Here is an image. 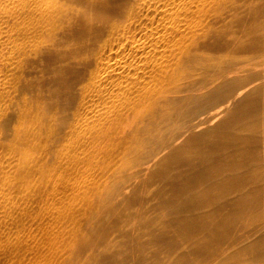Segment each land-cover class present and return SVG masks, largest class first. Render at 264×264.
<instances>
[{
  "label": "bare ground",
  "instance_id": "6f19581e",
  "mask_svg": "<svg viewBox=\"0 0 264 264\" xmlns=\"http://www.w3.org/2000/svg\"><path fill=\"white\" fill-rule=\"evenodd\" d=\"M260 53L264 0H0V264H264V77L244 76ZM50 58L61 61L43 71L51 81L68 62L84 69L71 115L34 92L36 65ZM216 65L236 81L221 72L212 87ZM82 136L106 153L74 185L69 176L57 203L56 175L80 157ZM196 165L197 175L168 176ZM153 187L152 206L179 187L202 222L173 239H57L60 220L73 233L85 207L122 202L134 218L137 192Z\"/></svg>",
  "mask_w": 264,
  "mask_h": 264
},
{
  "label": "rangeland",
  "instance_id": "374dc122",
  "mask_svg": "<svg viewBox=\"0 0 264 264\" xmlns=\"http://www.w3.org/2000/svg\"><path fill=\"white\" fill-rule=\"evenodd\" d=\"M262 56V57H261ZM264 55H262V53H260L259 54V57H258V59H257V62L256 61H254V62H256V64L254 63V66H252L254 69L252 70V67L250 68V69H248V70H246L245 72H244V76H245V79H250V78H252V77H254V78H263L264 77ZM262 59H263V61H262ZM258 60L260 61V62H258ZM61 61L60 60H57V59H55V60H52L51 58H50V60H46V61H42V60H39L38 61V63H37V65H36V70H37V73H38V79H37V83H36V85H35V90H34V92H35V94H36V92H37V94L36 95H38V99H39V101H40V104L42 103V102H46L47 104H49V105H51V106H54V107H56V108H60V110H62L63 112H66L67 114H69V115H71V113L73 114L74 113V111L76 110V108H77V106H78V100H79V91H78V89L81 87V83H83V81H84V79L86 78V77H84V76H82V74H81V72L80 73H78V70L77 69H79V71L81 70H84L83 69V67H82V65H77V64H74V62L73 61H71V62H68V68H67V72H66V74H61V76H57L56 77V80H54V81H51V80H48V78L47 77H45L44 76V72L43 71H45V70H47V69H50L49 67L50 66H52V65H54V64H57V63H60ZM74 64V65H73ZM79 66V67H78ZM262 66V67H261ZM257 67V68H256ZM215 68H217V69H215ZM260 68H261V70H260ZM211 69H215L216 70V72L217 73H215V75L212 77L211 76V74L210 75H208V73H207V75L208 76H210L211 78H212V80H213V86L212 87H216V86H218V84H219V82L220 81H217V80H219V79H221V78H223L222 76L223 75H226V76H224V77H226V79L229 81V82H231V83H233L234 81H236L235 80V78H236V76L235 75H233L232 73H229V74H225V73H223V70H222V67L220 68V65H216L215 67H211ZM75 70V71H74ZM258 70V71H257ZM70 71H72L71 73H70ZM218 71H220V72H218ZM260 71V72H259ZM69 72V73H68ZM74 72H75V74H74ZM221 72H222V76H216V75H221ZM262 72V73H261ZM77 73L79 74V75H77ZM259 73V74H258ZM68 74H70V75H68ZM228 75V76H227ZM74 77V78H73ZM84 77V78H83ZM218 77V78H217ZM221 77V78H220ZM228 77V78H227ZM69 78H71V79H69ZM216 78V79H215ZM60 79V80H59ZM80 79H82V80H80ZM70 81V82H69ZM77 81V82H76ZM78 81H80L79 83H78ZM217 82V83H216ZM70 83H72V84H70ZM76 84H77V86H76ZM215 84V85H214ZM72 85V86H71ZM67 86H69L68 87V89L66 88ZM76 86V87H75ZM47 89H46V88ZM71 87V88H70ZM73 87V88H72ZM46 89V90H45ZM71 91V92H69V91ZM76 90V91H75ZM57 91H59V92H57ZM47 92V93H46ZM57 92V93H56ZM75 92H77V94L75 93ZM48 94V95H47ZM183 94V95H182ZM69 95V96H68ZM181 95V96H180ZM187 95H189L188 93H181V94H179V97H181V98H185ZM73 96V97H72ZM62 99H63V101H62ZM72 102V103H71ZM188 103V102H187ZM187 103L186 102H184L183 104L185 105H187ZM122 125V126H121ZM119 126V127H118ZM123 126H126V127H123ZM121 127H123V131H122V128ZM116 128V129H115ZM124 128H127L126 130H124ZM114 130H115V132H117V134H118V137L120 138V136L121 137H123V136H125V137H128V135H129V131H128V127H127V125H123V124H118V125H116L115 127H114ZM121 131V132H120ZM123 132V133H122ZM121 134V135H120ZM82 138H83V136L82 137H79V138H77L78 140H82ZM77 140V141H78ZM83 140H88V138H87V136H84V138H83ZM90 140H92V138L90 137L89 138V140L87 141V142H85V143H82V145H81V143H80V148L79 149H82V151L81 150H79L78 152H80V153H78L79 155H80V157H77L75 160H74V162H72L73 164H72V166L74 165V163L76 164H78V165H76V166H78V167H76L75 165H74V168H71L72 166H70V168L69 167H65L66 169H64V170H60L59 171V173H57V178H55V181H56V192H55V194H53V197H52V199L55 201V202H59V203H62V202H65L66 200H65V194H66V192H67V195L69 194V192H71V189H72V185H71V183L74 185L76 182H77V180H76V178L75 177H77V179H78V176H76V175H80V174H82V173H88L89 171H93L94 169H92V167L94 168L95 166H94V164L92 163V165H91V161L90 160H99L100 158H98V156L99 157H101V160L100 161H102V158H103V156L105 155V150L104 149H100L99 147H98V144L96 143V144H94L95 142H94V139L92 140V141H90ZM90 145H91V147H90ZM93 145H95V147L93 146ZM84 146H86V148L84 147ZM84 147V148H83ZM88 147H90V148H88ZM67 151H69V152H71L72 151V148L70 149H67ZM86 151V153H84ZM87 151H90L89 153L87 152ZM97 151V152H96ZM94 152V153H93ZM99 152V153H98ZM115 152H117V151H115ZM114 152V153H115ZM100 153H101V155H100ZM93 154V155H92ZM96 154V155H95ZM78 155V156H79ZM84 155V156H83ZM92 155V156H91ZM98 155V156H97ZM81 156L83 157L82 158V160H81ZM91 156V157H90ZM88 157V158H87ZM90 157V158H89ZM97 157V159H94V158H96ZM88 159H90V160H88ZM115 159V158H114ZM85 162V163H84ZM84 164V166H83V164ZM90 163V164H89ZM87 164V165H86ZM89 164V165H88ZM104 164L102 163V166H101V168L103 169H101V173H106L107 172V170L109 169V167H110V165H107L106 163H105V165L106 166H103ZM83 166V167H82ZM85 167H87L88 168V170L86 169L85 170ZM105 169H104V168ZM75 168H78V170L76 171H74V169ZM197 168V169H196ZM193 170H190V171H188L189 169H187V167L186 168H183V169H178V170H175V171H173V172H170V173H168V176L170 177V176H172L171 178H175L176 179V177H179L180 175H197L198 173H200V171H201V169H200V167L199 166H195L194 168H192ZM182 170H185V171H183V173H181V171ZM67 172V173H65V172ZM81 171V172H80ZM188 171V172H187ZM179 172V173H178ZM63 173V174H62ZM71 173H73V174H75V175H73V174H71ZM67 174V175H66ZM229 174V173H228ZM227 173H225V175L223 174V176H226V175H228ZM72 175V176H71ZM69 176H71V178H69ZM58 177L61 179H58ZM65 177L67 178V179H65ZM68 178H69V180L71 181V183H70V181H68ZM73 178H74V181H73ZM67 180V181H66ZM58 181V182H57ZM74 183H73V182ZM66 182L68 183L69 182V184H70V186L71 187H69V185L68 184H66ZM60 183V184H59ZM65 184V185H64ZM65 186V187H64ZM68 186V187H67ZM63 187L64 188H66V189H63ZM176 187V186H175ZM178 188V190H179V187H177ZM177 188H175V190L177 191ZM60 189V190H59ZM65 190V191H64ZM66 190H68V191H66ZM175 190H173V188H169V190H168V187H166L165 189H163V190H160L161 191V194H162V191H163V193L165 194L164 196H163V198H169L170 199V201H172V202H170V201H168L167 203H164L165 205H166V207H164L165 205H161V207H159V206H152L151 204H152V201L151 202H149L150 200L149 199H151V196L153 195V192L155 191V188L153 187V188H151V189H149V190H146V191H139V193L137 192V195H136V198L139 200V203H137V205H135V207H133V216H134V218L132 217V218H128L126 215H128V213H129V211H128V209L126 208V206L124 205V204H122V202H118L117 203V205H118V207L119 206H121L119 209L117 208V205H116V203H114V204H112L113 203V201H111L110 203H109V205L108 204H99V205H97L98 206V209H97V207L94 209V211H92V213H91V211H90V209L89 208H87V207H85L83 210H81V214H82V217H81V220L79 219V220H77L76 221V229H75V231H73V233L71 232V233H67V222H66V220H60V223H59V229L60 230H56V234H57V239H58V237H59V239H62V237H63V239H71V237H72V239H103V238H106V239H151V238H153L154 237V239H157V238H159V239H173V237H174V232L172 231L173 229L174 230H176L178 227H180L181 225H187V224H190L191 222H202V220L199 218V216L197 215V214H194L193 212L194 211H189V209L188 210H186V209H184V208H187L185 205H180V203H181V201H179V196H177L178 198H176L175 197V195H174V192H176ZM165 191H166V193H165ZM172 191H173V193H172ZM61 192V193H60ZM64 192V193H63ZM142 193V194H141ZM173 194V195H171L170 196V194ZM61 194V195H60ZM139 194V195H138ZM188 197L190 196V193H187L186 194ZM57 196V197H56ZM175 197V198H174ZM62 198V199H61ZM145 198V199H144ZM173 198V199H172ZM236 198V196L234 197V195H231V196H229V197H227V199H225V200H227V201H223V203H221L219 206H221V207H223V208H226V209H229L230 208V206L228 207V205H229V202L231 201V200H234ZM60 201H59V200ZM168 199V200H169ZM174 199H175V201L178 199V202H176L175 204H174ZM56 200H58V201H56ZM168 204V205H167ZM180 206H179V205ZM139 205V206H138ZM170 205H172V206H170ZM175 205V206H174ZM111 206V207H110ZM116 206V207H115ZM122 206H123V208L125 209H121L122 208ZM140 206H141V208H140ZM177 206V207H176ZM179 206V207H178ZM182 206V207H181ZM109 207V208H108ZM113 207V208H112ZM149 207V208H148ZM172 207V208H171ZM137 208V209H136ZM139 208V209H138ZM147 208L148 209H150V210H147ZM181 208L183 209V210H181ZM109 209H111V210H113V211H111V213L112 214H110L109 212L107 213V210L109 211ZM116 209V210H115ZM119 211H118V210ZM141 209V210H140ZM145 209H146V211H145ZM158 209H160V210H158ZM97 210V211H96ZM103 210V211H102ZM136 210H138V211H140V212H138V211H136ZM183 211V212H180V211ZM99 211V212H98ZM102 211V212H101ZM114 211H116V212H114ZM118 211V212H117ZM120 211H122V212H120ZM144 211V212H143ZM175 211V212H174ZM176 211H177V213H176ZM187 211V212H186ZM84 212V213H83ZM105 212V213H104ZM119 212L121 213V214H119ZM124 212V213H123ZM147 212H149V213H147ZM151 212V213H150ZM171 213V215H170V213ZM180 214H179V213ZM186 212V213H185ZM206 212H208V210L207 209H204V210H201V213H206ZM99 213V214H98ZM117 213H118V215H117ZM143 213H144V215H143ZM146 213V214H145ZM103 214H105L104 216H103ZM136 214H138V215H136ZM140 214V215H139ZM89 215H92V220H90V224H88L87 225V227H86V223L88 222L86 219H84V217L85 216H89ZM110 215H112V217H114V220H113V218H111V216ZM123 215V216H122ZM159 215H161L162 216V219L160 220V221H158V220H156V218L159 216ZM101 216H103L102 218H101ZM110 216V217H109ZM198 216V217H197ZM202 216V215H201ZM116 217H117V219H116ZM122 217V218H121ZM178 217V218H177ZM189 217V218H188ZM100 218L103 220V222H104V224L102 223V224H99L100 222H102L101 220H100ZM138 220H137V219ZM143 218V219H142ZM176 218V219H175ZM147 219H149V221L147 220ZM173 219V220H172ZM111 220H112V222H111ZM115 220H116V222H115ZM145 220V221H144ZM177 220H179V221H177ZM201 220V221H200ZM62 221V222H61ZM108 221V222H107ZM109 221H110V223H109ZM127 221H128V223H127ZM148 223H147V222ZM166 221V222H165ZM181 221V222H180ZM115 222V223H114ZM121 222H124L123 224L121 223ZM134 222V223H133ZM211 222H214V223H220V222H222V220H220V218H216V217H214V219H212V221ZM113 223L116 225H118L117 227H115L114 225H113ZM151 223V224H150ZM172 223H175L176 224V226H174L175 224H172ZM184 223V224H183ZM95 224V225H94ZM96 224H99V225H96ZM122 224V225H121ZM100 225H107V226H105L106 228L104 229V231L105 230H107V228H109L108 230H110V229H113L112 231H107V232H105V234H110L108 237H107V235H106V237H105V234H101L100 233V229L98 230V228H99V226ZM114 227H113V226ZM126 225V226H125ZM147 225V226H146ZM148 225H149V227H148ZM166 225V226H165ZM168 225V226H167ZM57 226V225H56ZM93 226V227H92ZM174 226V227H173ZM171 229H170V228ZM65 230H64V229ZM87 228V229H86ZM97 228V230L96 231H94L95 229ZM114 228H117V230L116 229H114ZM124 228V229H123ZM156 228H158L159 229V231H160V233L159 232H156V234L153 232L152 233V231L154 230V229H156ZM163 228V229H162ZM94 229V230H93ZM123 229V230H122ZM85 230V231H84ZM129 230H130V232H129ZM66 231V232H65ZM103 231V232H104ZM125 231H127V232H125ZM164 231V232H163ZM170 231H171V233H170ZM76 232V233H75ZM85 233L86 235L84 236V238H82V236H81V233ZM61 233V234H60ZM63 233V234H62ZM94 233V234H93ZM96 233H98V234H100V237H99V235H96ZM126 233V234H125ZM145 233H146V235H145ZM148 233H149V235H148ZM165 233V234H164ZM168 233V234H167ZM170 233V234H169ZM132 234V235H131ZM141 234V235H140ZM69 235V236H68ZM73 235H75V236H73ZM96 235V236H95ZM102 235V236H101ZM145 235V236H144ZM148 235V236H147ZM70 237V238H69ZM99 237V238H98ZM38 259L40 260L41 258H39L38 257ZM71 259V258H70ZM70 261V260H69ZM69 261H67V264H70V262L72 261V259H71V261L69 262Z\"/></svg>",
  "mask_w": 264,
  "mask_h": 264
}]
</instances>
